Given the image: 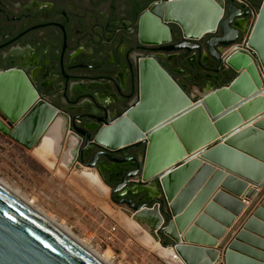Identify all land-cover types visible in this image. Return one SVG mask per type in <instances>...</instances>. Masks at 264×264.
<instances>
[{
  "label": "water",
  "instance_id": "water-1",
  "mask_svg": "<svg viewBox=\"0 0 264 264\" xmlns=\"http://www.w3.org/2000/svg\"><path fill=\"white\" fill-rule=\"evenodd\" d=\"M240 35L244 40L238 43ZM175 38L182 41L178 49L206 51L217 62L211 81L191 94L157 59L140 60L137 103L112 123L92 127L94 135L76 130L86 137L85 148L100 153L86 163L77 160L74 150L67 166L76 162L78 169L95 170L111 201L151 229L171 264H264V242L251 240L250 245L246 238H254L243 232L260 226L264 236V198L222 256L204 248L217 247L240 215L244 204L237 197L249 185L246 198L264 190V0L246 11L231 0H156L140 19L138 39L168 50ZM8 76L19 78L29 101L15 116L0 105V133L32 150L59 111L24 73H0V79ZM39 107L50 110V116L31 140L20 142L14 135ZM132 150L139 153L114 156ZM99 156L124 171L118 185L105 181ZM220 184L213 204L189 228ZM0 264L101 263L0 188Z\"/></svg>",
  "mask_w": 264,
  "mask_h": 264
},
{
  "label": "flooded vegetation",
  "instance_id": "flooded-vegetation-1",
  "mask_svg": "<svg viewBox=\"0 0 264 264\" xmlns=\"http://www.w3.org/2000/svg\"><path fill=\"white\" fill-rule=\"evenodd\" d=\"M155 1L0 0V73H24L39 96L59 111L63 137L81 139L66 148L69 154L77 151L79 162H92L100 150L85 148L87 139L76 130L94 135L92 127L112 123L137 103L140 60L157 59L191 94L204 89L215 75L218 64L208 52L178 49L179 38L168 50L140 43V19ZM231 1L243 11L249 5L257 9L262 2ZM243 38L240 35L238 43ZM97 166L112 187L120 183V166L103 156Z\"/></svg>",
  "mask_w": 264,
  "mask_h": 264
},
{
  "label": "rangeland",
  "instance_id": "rangeland-1",
  "mask_svg": "<svg viewBox=\"0 0 264 264\" xmlns=\"http://www.w3.org/2000/svg\"><path fill=\"white\" fill-rule=\"evenodd\" d=\"M33 154L0 133V181L25 201L33 203L34 208L47 218L68 228L92 250L99 254L109 252L110 264H160L157 255L153 254V258L145 256L140 249L128 245L131 240L125 230L129 227L126 224H131L134 218L125 213H131L126 206L110 204L109 191L101 196L76 170L73 169L72 174L59 167L60 173L57 168V172L53 171ZM75 177L85 183L96 198L89 199V192L75 181ZM115 216L117 220H114ZM112 221L121 225L120 239L109 243L104 229L115 227L111 225Z\"/></svg>",
  "mask_w": 264,
  "mask_h": 264
},
{
  "label": "bare ground",
  "instance_id": "bare-ground-1",
  "mask_svg": "<svg viewBox=\"0 0 264 264\" xmlns=\"http://www.w3.org/2000/svg\"><path fill=\"white\" fill-rule=\"evenodd\" d=\"M24 87L25 86L17 76H8L6 78L0 79V105L2 106L5 112H7L12 116H15L21 111V109L25 106V104H27V102L29 101V95L26 88ZM50 113L51 111L45 107L37 108L34 111V113L28 117L26 122L19 128L18 132L14 135V138L19 140L20 142L31 140L33 136L37 132H39L44 121L50 116ZM64 130H65L64 120L62 119V117H58L51 125L47 133L45 134L41 145H39L37 149L34 148L31 150L34 153V155L39 160L42 161V163H44L51 170H55L56 172H57L56 168L58 169V171L60 169L65 170V168L68 167L67 164L70 160L69 152L66 151L62 153V157L60 159V164H59L60 166H58L60 169L55 165V157L59 152L60 141L63 138ZM67 140L70 141L69 143L70 145L76 142V139L72 137H68ZM67 147L68 146H66V148ZM74 170H76L77 173L81 175V177L86 179V181L88 182V184L91 186L92 189L100 192L101 196L107 195L106 194L107 191L103 187H101L96 181H94L93 177H91V172H87L88 169L86 168L78 169L77 167H75ZM0 188L3 191H5L8 195H10L12 198L20 202L22 205H24L26 208H28L30 211H32L34 214H36L38 217H40L44 222H46L49 226L54 228L62 236H64L65 238L76 244L83 251H85L87 254L92 256L94 259L98 260L101 264H110L109 260L111 256L109 252H105L104 254H99L96 251L92 250L90 247L84 244V242L76 238L68 228L58 224L52 218H47L44 213L42 214L37 209L34 208L33 203L25 201L22 197L18 195L16 191L11 190L1 181H0ZM107 190H109V188ZM254 194H256V192Z\"/></svg>",
  "mask_w": 264,
  "mask_h": 264
},
{
  "label": "crops",
  "instance_id": "crops-1",
  "mask_svg": "<svg viewBox=\"0 0 264 264\" xmlns=\"http://www.w3.org/2000/svg\"><path fill=\"white\" fill-rule=\"evenodd\" d=\"M261 121V120H260ZM259 122V121H258ZM68 138L65 139V136L62 138V140L60 141V147H59V152L58 154L56 155L55 157V165L58 167L60 166V159L62 157V153L63 152H66V146H73L74 144L70 145V141L67 140ZM43 141V139H42ZM42 141L40 142L39 145H41ZM39 146H37L35 149H37ZM33 153V152H32ZM34 155V154H33ZM35 156V155H34ZM36 157V156H35ZM37 158V157H36ZM38 159V158H37ZM38 161L40 163H42L41 160L38 159ZM43 165H45L44 163H42ZM46 166V165H45ZM62 166V165H61ZM77 167V163L74 162V164L72 165L71 168H65L69 171H71V174L73 173V169ZM55 171V170H53ZM87 171V170H86ZM87 172H91V177L94 178V181H96L101 187H103L107 192L106 194H108V191L107 190L108 188L102 183L101 179H100V176L96 173V172H93V171H90L88 170ZM55 173V172H54ZM56 174V173H55ZM57 175V174H56ZM74 177V176H73ZM75 181H77V183H79L82 187H84L90 194L89 196V199L92 200V198H96L93 194V192H91V190L86 186L85 183H83L81 180H79L78 178H74ZM75 188L76 186L73 185ZM220 187L217 188V190L211 195V197L208 199L207 203L204 205V207L198 212V214L194 217L193 221L191 222V224L189 225V228L190 227H194L195 226V223H196V220L197 218H199L200 216H203L204 215V210L206 208V206L210 205V204H213L214 202V197L216 194H218V192L221 190V184L219 185ZM252 185H249L248 189L246 190V192L241 196V197H237V200L242 202L244 204V209L242 210V212L240 213V215L236 216L235 217V220L233 222V224L227 228L225 230V233L223 235V237L221 239H219L217 241V247H204V248H210V249H213V250H219L220 252V255L222 256V252H224L227 247L229 246V244H231L236 236L241 232L243 231V226L245 224L244 220L245 218L247 217L248 214H250L251 210L252 209H256L260 203L262 202L263 198H264V190L260 191L258 190V192L256 191V194H254L252 196V198H246L244 197L245 194L249 191H252L251 188ZM253 188V187H252ZM76 191H79L77 189H75ZM110 194V192H109ZM257 194L261 195L260 198L259 195L256 196ZM98 199V198H97ZM249 204H248V203ZM112 206H113V202L111 201L110 203ZM130 217H132V213H130L129 215ZM117 218V216H115L114 220ZM208 218V217H207ZM118 219V218H117ZM116 219V220H117ZM209 220L212 221V219L208 218ZM112 220V218H111ZM114 222V223H113ZM126 224V222H125ZM142 224V223H141ZM139 224L136 220H134L131 224H126L128 227V230H126L127 234H128V237H130V240H131V243H129L128 245L129 246H133L135 247V249H140L141 251L144 252L145 256L148 255L151 256L153 258V254L154 255H157V258L159 259V262L160 264H171V261H170V257H168V253L165 252L163 250V248L160 246L159 243L156 242V240H154L153 238V235H152V231L151 229H149L148 227H143V225ZM112 226H115L117 228V240L118 238L120 239V229H121V225L119 226V223L118 221H112L111 223ZM256 226V225H255ZM254 226V227H255ZM103 227V226H102ZM112 228L111 226H109L108 228L104 229L105 230V233H107L109 231V229ZM124 230V231H125ZM254 232L251 231V232H248V231H243L245 232L246 234H248V236L250 237H253L254 239H250L249 237L246 238V241L247 243H249V241L251 240H254V241H260L261 242V245H263V242H264V236L263 235H260L259 233H262V230H261V227L260 226H256L255 228H253ZM185 234V233H184ZM184 234L182 236H184ZM207 236L210 237V235H208L207 233ZM116 240V241H117ZM120 242V241H119ZM123 242V237L121 238V242ZM241 244L245 245V246H249L248 244L244 243V242H240ZM186 244V243H185ZM250 244V243H249ZM159 245V246H158ZM251 245V244H250ZM159 247V248H157ZM255 247V246H254ZM157 248V249H156ZM258 248V247H257ZM263 248V247H262ZM160 249L158 252L157 250ZM162 249V250H161ZM261 251V250H260ZM157 252V253H156ZM159 253V254H158ZM221 256H220V259H221ZM206 260H208V257L206 256L205 257ZM219 259V260H220ZM219 264H222V261H220Z\"/></svg>",
  "mask_w": 264,
  "mask_h": 264
},
{
  "label": "built area",
  "instance_id": "built-area-1",
  "mask_svg": "<svg viewBox=\"0 0 264 264\" xmlns=\"http://www.w3.org/2000/svg\"><path fill=\"white\" fill-rule=\"evenodd\" d=\"M106 241L109 243H114L117 240V228L112 227L109 229V231L106 233Z\"/></svg>",
  "mask_w": 264,
  "mask_h": 264
}]
</instances>
